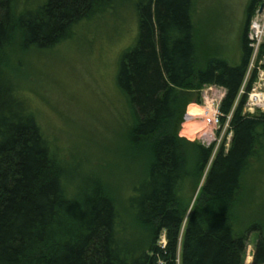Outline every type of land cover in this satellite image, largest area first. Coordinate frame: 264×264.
Instances as JSON below:
<instances>
[{
	"label": "trees",
	"instance_id": "1",
	"mask_svg": "<svg viewBox=\"0 0 264 264\" xmlns=\"http://www.w3.org/2000/svg\"><path fill=\"white\" fill-rule=\"evenodd\" d=\"M262 1L252 0L248 21ZM111 2L46 0L17 13L15 0H0V264H243L253 233L259 234L253 264H264V226L238 228L235 215L251 160L264 153V113H244L259 70L238 98L252 58L247 29L238 64L211 56L198 65L194 0H139L138 38L119 63L117 86L131 110L129 144L144 163L127 201L131 222L100 185L71 191L67 168L16 95L4 56L17 32L24 48L49 49ZM263 56L262 44L259 62ZM194 83L225 90L221 123L232 114L233 134L229 149H218L187 217L179 188L200 181L214 149L179 137L188 105L179 91Z\"/></svg>",
	"mask_w": 264,
	"mask_h": 264
},
{
	"label": "rangeland",
	"instance_id": "2",
	"mask_svg": "<svg viewBox=\"0 0 264 264\" xmlns=\"http://www.w3.org/2000/svg\"><path fill=\"white\" fill-rule=\"evenodd\" d=\"M45 1L15 0V9L17 13L35 11ZM138 2L112 0L105 11L100 10L92 19L77 24L67 39L45 50L24 48L17 32L3 62L16 95L27 102L52 154L66 166L71 191L83 192L93 184L100 185L127 223L131 222L127 201L133 187L144 176V163L130 148L131 110L116 79L123 54L134 48L138 38ZM251 4L252 0H194L199 66L211 56L222 57L231 65L238 64L243 32L247 29L248 33L264 1L256 5L248 21ZM255 62L238 97L244 95L252 72L258 69V79L251 86L244 107L248 115L264 113V70L259 67L264 66V56ZM179 92L182 101L188 103L181 117L179 137L204 147L214 145L212 159L200 181H188L179 188L188 217L200 200L204 178L218 149H229L233 132L232 128L216 132L204 123L205 102L213 100L221 104L225 95L223 88L194 83L192 88ZM253 93L260 94V104L249 114ZM191 105L202 109L195 120L198 127L193 130L187 125L191 118L187 109ZM213 134L217 136L215 140ZM235 212L238 228L256 222L264 226V153L251 160ZM258 237V233L251 234L243 264H253ZM158 244L166 247L165 233L161 234Z\"/></svg>",
	"mask_w": 264,
	"mask_h": 264
},
{
	"label": "built area",
	"instance_id": "3",
	"mask_svg": "<svg viewBox=\"0 0 264 264\" xmlns=\"http://www.w3.org/2000/svg\"><path fill=\"white\" fill-rule=\"evenodd\" d=\"M247 39L252 49V58H251L250 66H249V73H250L251 71L250 68L253 67V63H256L255 61H257L259 57L260 48H261V45L264 39V8L261 13L258 10L256 13V16L251 21L249 30L247 33ZM219 106H220L219 102L213 101V100H207L204 105L203 118H204V123L206 124V126H208L211 129H214L216 132L220 130L221 132L222 131L224 132L228 128L231 129L230 120H231L232 114L227 116L226 124L222 125L221 119L223 115L220 112ZM255 109L256 107L251 106V109H249L248 111L249 114H253V112H255ZM213 135L215 136L213 140H215L217 136L215 134Z\"/></svg>",
	"mask_w": 264,
	"mask_h": 264
},
{
	"label": "crops",
	"instance_id": "4",
	"mask_svg": "<svg viewBox=\"0 0 264 264\" xmlns=\"http://www.w3.org/2000/svg\"><path fill=\"white\" fill-rule=\"evenodd\" d=\"M224 96V94H223ZM187 114L191 115L190 120L188 121L187 125L189 130H193L194 128L198 127V123L196 120L197 117H199L202 114V109L199 106L191 105L187 109Z\"/></svg>",
	"mask_w": 264,
	"mask_h": 264
},
{
	"label": "bare ground",
	"instance_id": "5",
	"mask_svg": "<svg viewBox=\"0 0 264 264\" xmlns=\"http://www.w3.org/2000/svg\"><path fill=\"white\" fill-rule=\"evenodd\" d=\"M250 101L252 103L251 106L257 108L258 105L260 104V94L253 93L252 96H251V98H250Z\"/></svg>",
	"mask_w": 264,
	"mask_h": 264
},
{
	"label": "water",
	"instance_id": "6",
	"mask_svg": "<svg viewBox=\"0 0 264 264\" xmlns=\"http://www.w3.org/2000/svg\"><path fill=\"white\" fill-rule=\"evenodd\" d=\"M263 8H264V4H262V5L260 6V9H259V12H260V13L263 11Z\"/></svg>",
	"mask_w": 264,
	"mask_h": 264
}]
</instances>
